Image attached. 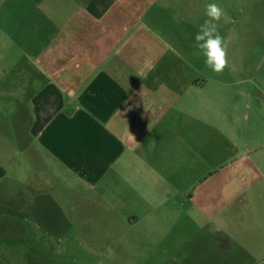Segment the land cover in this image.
Instances as JSON below:
<instances>
[{"label":"crops","instance_id":"obj_1","mask_svg":"<svg viewBox=\"0 0 264 264\" xmlns=\"http://www.w3.org/2000/svg\"><path fill=\"white\" fill-rule=\"evenodd\" d=\"M201 5L0 0V264L154 251L170 236L157 223L188 202L191 155L215 178L211 198L201 181L191 201L244 207L227 236L264 240V117L251 119L264 88L252 110L248 79L197 70L202 51L164 33L197 27L186 18Z\"/></svg>","mask_w":264,"mask_h":264},{"label":"rangeland","instance_id":"obj_2","mask_svg":"<svg viewBox=\"0 0 264 264\" xmlns=\"http://www.w3.org/2000/svg\"><path fill=\"white\" fill-rule=\"evenodd\" d=\"M201 3V11L186 18V22L197 27H185L184 30L164 29V33L170 35L172 39H186L187 43L196 45L195 35L200 25L207 19L206 5L209 3L219 5L225 12V17L218 24L219 33L224 37L232 38L228 48L229 66L223 72H231L237 77L250 81L253 110L255 108L253 97L259 93L258 88H264V0H201ZM195 66L203 73L211 72V69L205 65L203 52L201 63ZM262 105L264 103H261L259 115L251 114L252 121L264 117ZM197 162L195 156H187L186 171L183 175L186 180L184 188L188 202L181 208L180 219L173 220L177 214L175 211H170L172 219L156 225V232L170 233V236L165 234L164 238H155L154 251H144L141 252L142 254L124 252L121 256V264H264V240L242 239L239 235L227 236V232L238 234L236 231L244 228V223L241 221L246 214L244 207L239 205L232 207L231 204L198 207L191 201L195 193L194 188L198 187L201 181L204 183V197L206 194L209 199L215 194L205 185V182L210 180L205 178L210 175L206 174L205 169L202 171L201 168H195ZM242 181L245 182L244 179ZM155 210L158 215L163 213L162 208L156 207ZM232 210H235L236 214L233 213L230 217ZM159 219L162 220L163 217ZM180 226L187 232L184 239L178 238L177 229ZM211 232L214 235H211ZM132 241L129 238L122 240L124 246ZM61 259L59 257L60 261Z\"/></svg>","mask_w":264,"mask_h":264},{"label":"clouds","instance_id":"obj_3","mask_svg":"<svg viewBox=\"0 0 264 264\" xmlns=\"http://www.w3.org/2000/svg\"><path fill=\"white\" fill-rule=\"evenodd\" d=\"M205 15L207 19L195 35L196 47L203 52L205 65L215 73H222L229 66L228 48L232 41L230 36L224 37L218 30L225 12L216 3H209L205 7Z\"/></svg>","mask_w":264,"mask_h":264}]
</instances>
